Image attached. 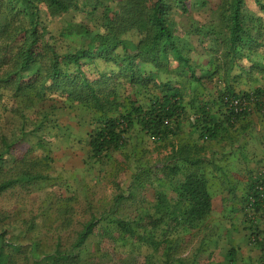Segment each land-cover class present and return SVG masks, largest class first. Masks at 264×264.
<instances>
[{
	"label": "trees",
	"instance_id": "obj_1",
	"mask_svg": "<svg viewBox=\"0 0 264 264\" xmlns=\"http://www.w3.org/2000/svg\"><path fill=\"white\" fill-rule=\"evenodd\" d=\"M262 111L264 0H0V197L44 191L0 264H264V169L229 168Z\"/></svg>",
	"mask_w": 264,
	"mask_h": 264
},
{
	"label": "crops",
	"instance_id": "obj_2",
	"mask_svg": "<svg viewBox=\"0 0 264 264\" xmlns=\"http://www.w3.org/2000/svg\"><path fill=\"white\" fill-rule=\"evenodd\" d=\"M237 127L240 133V144L236 146L235 150L230 151L229 168L231 181L239 185L248 180L251 172L264 169V111L254 113L247 118L245 123L239 124ZM238 187L233 193H236L237 196L245 195L246 189L242 185ZM216 198H221V196H216ZM252 250L247 249L244 262L258 264L257 251L254 249L252 252Z\"/></svg>",
	"mask_w": 264,
	"mask_h": 264
},
{
	"label": "rangeland",
	"instance_id": "obj_3",
	"mask_svg": "<svg viewBox=\"0 0 264 264\" xmlns=\"http://www.w3.org/2000/svg\"><path fill=\"white\" fill-rule=\"evenodd\" d=\"M64 121L66 123H69L74 129L71 130V132L74 133V135H79L80 132L76 130V127L70 123V121L67 118H64ZM63 130V131H62ZM63 134H66L68 131L64 128L61 129ZM57 151V150H56ZM57 156H59L63 161L65 160L66 164L69 166H75L74 168L76 170L82 168V162L81 159L78 158L79 155L73 154L72 151H69V148H65V145H61V149L58 151ZM60 163V162H59ZM96 186L93 195L97 198H107L109 199L112 194V185H110L108 182H103L101 184L94 185ZM44 191L41 192H22L20 190H16L12 193H9L7 195L0 197V209H11L14 208L16 205H24V208L28 209L27 214L29 211H33V209H37L41 200V197L43 196ZM215 196V195H214ZM216 197V196H215ZM215 203L217 206V211L222 208V201L219 198L215 199ZM218 211V212H219ZM220 213V212H219ZM229 218H231L229 216ZM227 219V226H230V219ZM235 224H238L237 222H233ZM240 238V237H239ZM238 238V239H239ZM236 239V240H238ZM233 239H229V243L233 242ZM240 241V240H239Z\"/></svg>",
	"mask_w": 264,
	"mask_h": 264
},
{
	"label": "built area",
	"instance_id": "obj_4",
	"mask_svg": "<svg viewBox=\"0 0 264 264\" xmlns=\"http://www.w3.org/2000/svg\"><path fill=\"white\" fill-rule=\"evenodd\" d=\"M233 105L236 107V110L241 109L240 102L238 100H235Z\"/></svg>",
	"mask_w": 264,
	"mask_h": 264
}]
</instances>
